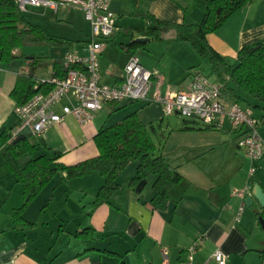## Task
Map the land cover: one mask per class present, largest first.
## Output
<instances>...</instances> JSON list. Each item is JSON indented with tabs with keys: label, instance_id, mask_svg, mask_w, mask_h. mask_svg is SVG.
Returning <instances> with one entry per match:
<instances>
[{
	"label": "crops",
	"instance_id": "obj_1",
	"mask_svg": "<svg viewBox=\"0 0 264 264\" xmlns=\"http://www.w3.org/2000/svg\"><path fill=\"white\" fill-rule=\"evenodd\" d=\"M185 4L186 0H109L116 30L98 53L100 82L121 84L128 57L143 44L147 53H140L142 62L138 60L153 74L151 92L185 90L194 71L190 69L199 63L195 49L180 41L170 27L161 26L157 38L146 35V15L161 22H198L202 11L185 12ZM51 13L30 11L37 18H24L52 36L54 43L23 46L20 52L14 51L22 57L0 63V129L12 131L20 123L14 112L17 104L10 96L18 75L32 69L35 78H50L56 58L71 51L87 54L90 25L82 13L71 8ZM138 37L149 40L130 46V40ZM206 39L228 60H234L243 46L264 40V0H250L238 8ZM149 57H156V62L151 64ZM211 81L217 82L215 77ZM74 103L72 98L64 99L55 110ZM123 103L132 102L105 104L84 125L65 115L38 138L41 145L35 155L46 152L65 165L96 156L94 135ZM129 110L149 131L155 154L174 167L181 179L161 197L153 189L154 175L130 183L137 166L131 162L117 177L119 188L108 202L93 208L103 177L92 172L68 179L60 172L15 216L13 211L23 203L22 187L0 157V264H161L163 251L169 264H178L195 241L198 248L192 264H204L217 249L226 255V264H264L258 253L264 249V229L253 212L257 201L251 207L242 206L243 201L232 193L251 181L264 189V156L250 180V161L237 146L240 133L227 120L206 128L176 114L164 115L153 102ZM250 110L260 120L258 132L264 140V109ZM83 229H88V235L78 234Z\"/></svg>",
	"mask_w": 264,
	"mask_h": 264
},
{
	"label": "trees",
	"instance_id": "obj_2",
	"mask_svg": "<svg viewBox=\"0 0 264 264\" xmlns=\"http://www.w3.org/2000/svg\"><path fill=\"white\" fill-rule=\"evenodd\" d=\"M249 1L186 0L183 7L185 12L196 8L202 11L198 22H161L151 15H146V35L157 38L165 27L176 30L180 41L188 42L201 58L208 60L215 81L222 85L221 95L225 100L237 102L243 108L264 109V40L243 46L234 60H228L215 52L206 39L207 34L218 30L233 12ZM54 41L52 36L40 27L25 20L15 0H0V63H10L15 58L22 57L17 52H20L23 46ZM72 67L79 68L76 65ZM67 70L63 58H56L53 61L54 72L51 77L62 78ZM41 80L43 79L33 76L32 69L27 74L18 75L10 96L17 105H21L36 93L52 89V84ZM185 120L200 123L193 119ZM11 133L6 127L0 129V157L9 173L15 176L22 187L23 203L13 211L15 216L20 214L60 172L66 173L68 179L83 177L92 172H97L103 177V184L92 202L93 208L108 202L109 197L119 188L117 177L132 161H137V166L130 183L133 185L148 175H154L153 189L155 194L161 197H165L168 189L181 179L174 167L161 155L155 154L151 135L136 112L129 113L98 130L93 138L98 154L72 165L58 162L56 156L46 152L35 155L41 145L37 137L29 135L13 143ZM261 215L264 217V212ZM78 234L88 235V229H83ZM258 253L264 260V249Z\"/></svg>",
	"mask_w": 264,
	"mask_h": 264
},
{
	"label": "built area",
	"instance_id": "obj_3",
	"mask_svg": "<svg viewBox=\"0 0 264 264\" xmlns=\"http://www.w3.org/2000/svg\"><path fill=\"white\" fill-rule=\"evenodd\" d=\"M19 11L27 7H39L54 14L60 8L79 10L89 22L90 35L87 54L79 56L76 52H67L63 56L64 66L68 68L64 77H50L41 80L52 84L47 92H38L21 105H15L14 112L19 117V125L12 130L14 139L25 128L31 135L39 138L52 125L59 123L67 114H71L80 125L89 123L94 112L111 102H153L161 106L164 115L176 114L183 119H193L206 126H221L227 120L232 130L240 136L237 146L243 149L250 161L248 176L250 180L256 170V163L264 156V140L258 127L260 120L249 108H243L237 102H227L221 95L222 85L209 80L199 71H192L185 90L166 91L164 94L151 92L153 74L145 69L135 55H130L123 67V81L118 86H109L100 82L98 53L104 42L109 40L116 30L115 14L109 7V0H15ZM79 68H73L72 66ZM74 100V104L62 105L56 112V106L64 99ZM252 181L242 189H234L233 195L242 201L250 193ZM243 206V202L241 204ZM198 242L187 249L186 258L178 264H192ZM161 264H169L168 256L162 252ZM226 255L215 250L204 264H226Z\"/></svg>",
	"mask_w": 264,
	"mask_h": 264
},
{
	"label": "rangeland",
	"instance_id": "obj_4",
	"mask_svg": "<svg viewBox=\"0 0 264 264\" xmlns=\"http://www.w3.org/2000/svg\"><path fill=\"white\" fill-rule=\"evenodd\" d=\"M72 9V8H71ZM30 11H35V12H47V14H52L50 10L47 9H43V8H39V7H27L26 11L23 12V15L26 19L32 21L34 19H36L37 17H31ZM91 30V29H90ZM115 32V31H114ZM115 34V33H114ZM141 45V44H140ZM155 51H158L159 49V45L155 44ZM147 48L143 46V44L141 46L136 47V51H135V56L140 59V61L142 62V57H139L140 53L146 54L147 53ZM98 56V55H97ZM198 61L199 63H197L194 67H192L190 70H194V71H199L201 72L203 75H205L209 80H214V76L213 73H211V67L210 64L208 62L207 59L201 58L200 56L198 57ZM156 57H149L148 60L149 62L152 64L153 62H156ZM141 101H136V102H132L130 104L125 105V103H123L119 109H117L116 111L112 112L108 117V124L110 123H114L115 121H117L118 119H120L123 115L128 114L130 112L129 109L132 108H139L141 106ZM137 161H132V163ZM56 176H58L57 174L53 177V178H57ZM52 178V179H53Z\"/></svg>",
	"mask_w": 264,
	"mask_h": 264
},
{
	"label": "water",
	"instance_id": "obj_5",
	"mask_svg": "<svg viewBox=\"0 0 264 264\" xmlns=\"http://www.w3.org/2000/svg\"><path fill=\"white\" fill-rule=\"evenodd\" d=\"M149 38L138 37L130 40L129 45L133 46L135 44H140L147 42ZM31 135V132L28 128H25L20 134H18L13 140V143H16L23 139L26 136ZM254 199L257 201L258 206L253 209V212L257 215L258 222L262 229H264V217L261 213L264 212V189H262L258 184H254L251 188L249 194L244 197L243 203L247 207L253 205Z\"/></svg>",
	"mask_w": 264,
	"mask_h": 264
}]
</instances>
